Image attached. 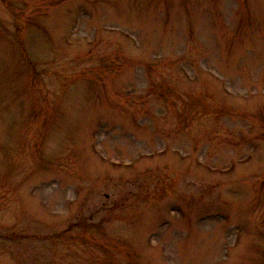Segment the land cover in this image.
Instances as JSON below:
<instances>
[{
    "label": "rangeland",
    "instance_id": "rangeland-1",
    "mask_svg": "<svg viewBox=\"0 0 264 264\" xmlns=\"http://www.w3.org/2000/svg\"><path fill=\"white\" fill-rule=\"evenodd\" d=\"M0 264H264V0H0Z\"/></svg>",
    "mask_w": 264,
    "mask_h": 264
}]
</instances>
